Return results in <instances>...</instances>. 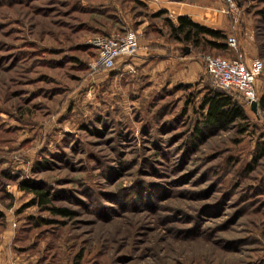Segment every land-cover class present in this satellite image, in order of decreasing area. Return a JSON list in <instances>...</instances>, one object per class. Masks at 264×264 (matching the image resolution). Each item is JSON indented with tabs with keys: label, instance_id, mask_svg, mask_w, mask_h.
<instances>
[{
	"label": "rangeland",
	"instance_id": "374dc122",
	"mask_svg": "<svg viewBox=\"0 0 264 264\" xmlns=\"http://www.w3.org/2000/svg\"><path fill=\"white\" fill-rule=\"evenodd\" d=\"M43 1L46 14L35 8L40 2L0 0V170H8L0 175L1 259L264 264V103L246 111L244 128L195 130L213 85L203 56L239 51L264 61V0H235V22L225 13L235 48L197 47L163 74L149 51L133 75L95 67L90 40L129 28L140 45L156 23L145 8ZM118 1L128 25L108 17ZM79 3L96 9L68 13ZM255 85L261 99L264 69ZM24 178L50 187L53 204L73 214L24 206L32 196L19 189ZM39 217L53 222L36 224Z\"/></svg>",
	"mask_w": 264,
	"mask_h": 264
},
{
	"label": "trees",
	"instance_id": "16d2710c",
	"mask_svg": "<svg viewBox=\"0 0 264 264\" xmlns=\"http://www.w3.org/2000/svg\"><path fill=\"white\" fill-rule=\"evenodd\" d=\"M13 1V0H12ZM17 2H21L22 0H16ZM34 1L35 3L40 2V4H36V10H42V12L48 13L51 11V8H45V3L43 0H25V3H31ZM52 0L48 1L51 2ZM126 3H130L131 7L133 6H142L145 8V11L150 13V17L156 18V23H152L155 27L150 28L154 36L149 37L147 40L144 39L146 46L150 52H156V36L162 37L167 43H175L179 45V48L182 51V54H185L186 49H189V52H192L197 47H209L212 49L217 50H229V48H234L230 46L227 42L228 34L227 31L224 29H217L212 28L206 25H202L198 22L192 20L191 17L187 15H180L173 20L170 16L167 15V10L160 9L158 11L152 12L148 5L141 0H122ZM64 5V2H61ZM110 8L112 9L111 14H109L112 20L115 21L111 22L114 26H116L117 22L119 24L128 25L130 22L128 20H124V18L120 15L119 10L122 7V4L119 3H111L109 4ZM51 7V6H50ZM75 7V8H74ZM78 7V8H76ZM105 7H109L108 4L103 6L102 8L104 11L106 10ZM34 8V10H35ZM70 8V6H69ZM71 10H67L68 13H71L73 9H87L90 11H94L92 9H96V6H91V4L87 7H84L82 4L79 3L77 6L73 4V8ZM100 12V11H99ZM121 16V17H120ZM109 23V22H108ZM118 26V25H117ZM122 27V25L120 26ZM126 29L116 30V31H124ZM114 32L110 33H98L97 35H105L109 36L112 35ZM156 35V36H155ZM143 42V40H140ZM139 41V42H140ZM186 44L190 45L191 48H188ZM237 46V44H236ZM80 49H84V46H78ZM93 47V46H92ZM96 52V49L93 47ZM97 54V53H96ZM123 68H100V69H117L118 71L115 72L116 74H126V75H133L137 72L139 67H142L143 60L132 58V57H125L123 58ZM144 65V64H143ZM264 69V67H263ZM263 69L261 73L257 76V79L262 75ZM167 70V69H166ZM156 73L163 74L164 72L156 71ZM208 75V74H207ZM209 76V75H208ZM210 80L212 81L211 77L209 76ZM213 82V81H212ZM256 83V82H255ZM256 86V85H255ZM257 91V89H256ZM232 92H236L238 94L243 95L241 92L233 89H222L217 87L214 83L210 88H206V91L202 95L201 102L199 104L200 108V119L198 120L197 125H195L196 133L199 136L202 133L203 125L205 127H209V129L213 130H221L226 129L232 124H238L240 128H244L245 126L249 125L248 123V116L246 111H250V105L248 104L245 98V104H242L236 95ZM244 96V95H243ZM257 108L264 103V96L260 99L258 97ZM242 131V130H241ZM245 131V130H244ZM263 148H260L262 150ZM3 174L4 176L8 174V170L2 169L0 170V175ZM19 189L29 192L32 196L30 200L25 203L24 206L29 205H37L41 207V209L47 210L52 215H59V216H70L73 214V211L68 209L64 206L54 205L53 204V192H51V188L46 186L45 184H38L34 179L24 178L19 182ZM37 223H52L53 219L39 217L34 221ZM80 255H78L79 258Z\"/></svg>",
	"mask_w": 264,
	"mask_h": 264
},
{
	"label": "built area",
	"instance_id": "2783aa9c",
	"mask_svg": "<svg viewBox=\"0 0 264 264\" xmlns=\"http://www.w3.org/2000/svg\"><path fill=\"white\" fill-rule=\"evenodd\" d=\"M225 13L237 21L238 4L235 0H225ZM227 42L236 47L234 37L228 36ZM90 44L96 49L95 67L111 68L125 57L134 56L140 48L137 32L133 29L115 32L112 35H95ZM205 71L213 83L222 89H233L241 92L248 104L257 99L256 78L264 67V61L259 57L246 58L241 52L232 57L205 54L203 56ZM15 225V223H12ZM8 264H18L11 260Z\"/></svg>",
	"mask_w": 264,
	"mask_h": 264
},
{
	"label": "crops",
	"instance_id": "0c3cea01",
	"mask_svg": "<svg viewBox=\"0 0 264 264\" xmlns=\"http://www.w3.org/2000/svg\"><path fill=\"white\" fill-rule=\"evenodd\" d=\"M148 5L152 12L160 9L167 10V15L173 20L180 15H187L193 21L212 28L228 30L233 28L232 22L225 14L224 8L226 2L224 0H141ZM156 71L166 72L174 60L185 59L190 53L179 54V45L175 43H167L162 37L156 36ZM145 42H140V48L132 58H140L149 53ZM139 53V54H138ZM123 60V59H122ZM167 63V64H166ZM181 63V62H180ZM183 63V62H182ZM158 69V70H157ZM0 264H7L1 259V254L5 251V245H0ZM10 248V247H9ZM3 249V250H2Z\"/></svg>",
	"mask_w": 264,
	"mask_h": 264
},
{
	"label": "water",
	"instance_id": "95a60500",
	"mask_svg": "<svg viewBox=\"0 0 264 264\" xmlns=\"http://www.w3.org/2000/svg\"><path fill=\"white\" fill-rule=\"evenodd\" d=\"M189 52V49H186L185 54ZM250 108L253 112H257V101L253 100L250 102Z\"/></svg>",
	"mask_w": 264,
	"mask_h": 264
}]
</instances>
